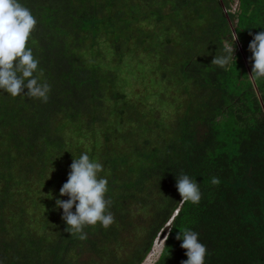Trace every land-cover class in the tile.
<instances>
[{"label":"trees","instance_id":"trees-1","mask_svg":"<svg viewBox=\"0 0 264 264\" xmlns=\"http://www.w3.org/2000/svg\"><path fill=\"white\" fill-rule=\"evenodd\" d=\"M20 3L51 90L47 102L0 90V264H143L166 227L153 264L188 259L183 228L205 264H264V78L248 76L264 0ZM234 33L236 57L211 64ZM84 152L103 165L114 222L81 240L56 199ZM181 174L198 204L180 201Z\"/></svg>","mask_w":264,"mask_h":264},{"label":"clouds","instance_id":"clouds-1","mask_svg":"<svg viewBox=\"0 0 264 264\" xmlns=\"http://www.w3.org/2000/svg\"><path fill=\"white\" fill-rule=\"evenodd\" d=\"M36 25L37 20L31 10L23 6L20 0H0V90L13 98L25 96L47 102L50 85L40 82L43 73L38 69L39 61L34 58L32 49L27 47ZM250 35H253L249 43L252 71L248 76L250 81L255 82L264 78V31ZM237 40L238 34L234 33L233 45L225 47L226 55H216L211 64L225 67L235 56ZM73 156L68 179L60 188V196H67L68 199H56V207L63 209L62 219L67 225L65 231L85 240L87 234L83 232L84 226H95L100 222L107 229L114 222V217L110 212L106 214V207L111 205V201L106 199L108 180L98 177V173L103 171V165L91 160L87 152L79 157ZM211 183L218 185L220 181L213 177ZM176 188L182 197L180 201L193 204L201 201L199 185L189 175L177 176ZM170 235L171 229L169 235L164 237L165 243ZM198 237L199 233L187 228L177 233L176 239L182 241L180 246L186 250L188 257L181 264H205L207 247Z\"/></svg>","mask_w":264,"mask_h":264},{"label":"bare ground","instance_id":"bare-ground-1","mask_svg":"<svg viewBox=\"0 0 264 264\" xmlns=\"http://www.w3.org/2000/svg\"><path fill=\"white\" fill-rule=\"evenodd\" d=\"M160 242V241H159ZM163 243H164V240L160 246V248L157 249V244L152 248L151 252H150V255L147 256V258L145 259V261L143 262V264H153V262L155 261V258H158L157 256L160 255L161 251H162V247H163Z\"/></svg>","mask_w":264,"mask_h":264},{"label":"rangeland","instance_id":"rangeland-1","mask_svg":"<svg viewBox=\"0 0 264 264\" xmlns=\"http://www.w3.org/2000/svg\"><path fill=\"white\" fill-rule=\"evenodd\" d=\"M237 1V0H236ZM237 7V2L236 3H234V5H233V8L235 9ZM167 233H168V227H166L160 234H159V236H158V238L156 239V241H155V243H154V246L156 245V243L158 244L157 245V249L158 248H160V246H161V244H162V242H163V240H164V237L167 235ZM160 241V242H159ZM163 245H164V243H163ZM163 248V247H162ZM150 255V254H149ZM148 255V256H149ZM157 257H159V256H157ZM158 258H155V261L157 260ZM154 261V262H155ZM144 262V261H143ZM153 262V263H154Z\"/></svg>","mask_w":264,"mask_h":264},{"label":"water","instance_id":"water-1","mask_svg":"<svg viewBox=\"0 0 264 264\" xmlns=\"http://www.w3.org/2000/svg\"><path fill=\"white\" fill-rule=\"evenodd\" d=\"M147 258V257H146Z\"/></svg>","mask_w":264,"mask_h":264}]
</instances>
